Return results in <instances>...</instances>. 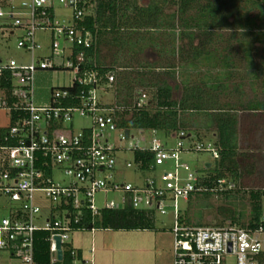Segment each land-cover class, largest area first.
<instances>
[{
  "label": "built area",
  "instance_id": "obj_1",
  "mask_svg": "<svg viewBox=\"0 0 264 264\" xmlns=\"http://www.w3.org/2000/svg\"><path fill=\"white\" fill-rule=\"evenodd\" d=\"M56 3L72 8L73 15L58 18ZM92 7L93 0H0V111L9 115L8 123L0 126V211H5L0 213V264L5 258L6 264H15L13 260L19 264H94L66 243L69 232L85 231L78 225L87 214L95 218L103 208L127 206L153 210L155 215L172 209L173 264H226L229 256L236 264H259L255 256L264 251L262 229L231 223L195 226L182 220L180 200L207 188L200 185L199 173L181 155L208 152L218 159L215 142L192 141L191 134L180 130L177 145L169 148L154 136L146 147L135 144L131 148L134 163L126 161L124 169L156 171L163 167L160 179L148 178L142 187L117 179L121 148L105 133L118 130L120 142L134 136L117 127L115 109L104 102L115 81L114 73L84 68L83 57H75L76 46L90 48L93 44L91 32L80 24ZM38 32L48 34V45ZM14 36L17 48L31 57L28 62L18 63L9 57L8 42ZM49 71L69 72V83L48 87V94L40 93L38 101L37 73ZM146 102L143 93L137 105ZM75 117L91 119V125L76 131ZM138 151L151 152L153 161L146 165L142 158L136 159ZM99 192L122 193V201L100 208L95 200ZM40 196L51 206L43 208ZM42 232L50 242L49 263L36 260L38 234ZM57 236L61 238L62 259L58 258Z\"/></svg>",
  "mask_w": 264,
  "mask_h": 264
},
{
  "label": "trees",
  "instance_id": "obj_2",
  "mask_svg": "<svg viewBox=\"0 0 264 264\" xmlns=\"http://www.w3.org/2000/svg\"><path fill=\"white\" fill-rule=\"evenodd\" d=\"M80 24L91 32L93 44L90 48L76 46L75 57H83L84 68L114 73L109 90L113 101L107 107L115 109L119 129L127 135L146 130L167 135L180 130L191 136L216 134L219 158L215 164L207 163L201 175L200 185L207 190L191 194L181 208L186 224L209 226L203 222V208H210V197L225 194L235 199L233 193L246 188L239 110L263 112L264 100L244 102V85L234 78L239 57L255 68L252 78L264 76V0H93L90 14ZM104 49L110 54L114 51L111 58ZM149 50L156 60L145 58ZM257 57L262 58L258 66ZM177 80L183 90L176 98L179 87L173 83ZM143 93L147 102L139 107ZM232 93L240 97L230 100ZM135 158H142L146 165L153 161L149 151H138ZM250 194L253 207L247 223L243 222L245 211H237L231 200L230 206L219 207L214 225L224 226L230 220L233 225L264 232V191L251 190ZM155 223L153 210L127 206L103 208L95 218L87 214L78 227L153 230ZM46 237L45 232L38 234L36 260L41 263L50 261ZM255 258L264 264V251Z\"/></svg>",
  "mask_w": 264,
  "mask_h": 264
},
{
  "label": "rangeland",
  "instance_id": "obj_3",
  "mask_svg": "<svg viewBox=\"0 0 264 264\" xmlns=\"http://www.w3.org/2000/svg\"><path fill=\"white\" fill-rule=\"evenodd\" d=\"M19 1V0H16ZM58 18H70L73 15V9L66 7L63 4L56 3ZM57 18V19H58ZM38 37L46 45L49 44L48 34L38 32ZM9 57L15 59L18 63H25L30 60V56L22 49L17 48L16 36L9 38ZM63 45L70 47V44L63 41ZM223 45V44H222ZM234 46L237 50L238 43L234 42ZM260 47V44H257ZM240 51V50H239ZM107 49H104V54L108 58L112 57L113 52L109 53ZM70 49H67V57H69ZM145 58L154 61L156 60V54L152 51L145 53ZM262 61L261 57H257L255 62L257 66ZM239 71L235 74V80L244 85L243 94L241 96L244 102L249 100L263 101L264 100V76L254 79L251 77L252 70L247 62L243 58L237 59ZM262 73L261 71H259ZM251 73V74H250ZM69 72H38L36 91L39 94L38 101L41 100V94H48V87L53 85L61 86L69 83ZM178 89L175 91V97H179L183 90L182 86L177 82ZM46 86V89H45ZM150 95V91L146 90ZM113 92H109V95L104 96V102L111 103L113 101ZM45 97H47L45 95ZM240 94L232 93L230 100H237ZM237 102V101H236ZM246 110V109H244ZM240 116V142L241 152L244 158V167L246 171L244 183L246 188H241V191L233 193L235 199L227 198L225 194H214L207 201L210 208H203L204 223L209 226H215L217 213L219 207L230 206L231 200L235 202V208L237 211L244 210L245 217L244 223H247L251 216V209L253 207V200L251 198V190H263L264 191V111L263 112H251L249 110H239ZM9 121V115L3 111H0V126L6 125ZM91 125V119H84L75 117L73 126L76 131H79L83 126ZM134 138L120 142V132L118 130L107 131L105 137L109 139L111 143H115L120 146V150L117 152L119 158V170L121 174L117 175L119 181L130 182L135 186L142 187L146 183L148 178L160 179L163 167H158L156 171L148 169L138 170L136 167L125 168L126 161L134 163V155L131 148L138 144L139 147H146L154 136L160 139L167 147H175L178 143V136L176 134L167 135L163 132H154L146 130L143 132L134 131ZM198 136L193 135L192 141H204L215 142L216 134L214 132H199ZM190 140L184 141L185 144ZM182 160L187 162L193 170L197 171L201 177L204 170L205 163L215 164L217 160L212 158L208 152H196L182 153ZM248 160V161H246ZM116 175V173H114ZM106 174H102L105 177ZM61 177V176H59ZM123 194L119 192H99L96 195V205L100 208L104 207L106 203H121ZM264 207V196L261 200ZM39 203L43 208L51 206L49 200H45L40 196ZM180 207H185V201L180 200ZM166 214L157 213L155 215V229L147 230H114V229H95L94 231H71L69 232V239L66 243L70 244L73 248L81 250L82 255L85 258L93 259L94 264H173L174 260V216L172 209ZM2 215L5 214L4 210H1ZM230 220L225 222V225L230 224ZM264 238V234L261 235ZM94 248L93 254L90 250ZM5 258L2 264L8 263V259ZM8 261V262H7ZM12 263L19 264L17 260H13ZM226 264H236L235 259L232 256L227 257Z\"/></svg>",
  "mask_w": 264,
  "mask_h": 264
},
{
  "label": "water",
  "instance_id": "obj_4",
  "mask_svg": "<svg viewBox=\"0 0 264 264\" xmlns=\"http://www.w3.org/2000/svg\"><path fill=\"white\" fill-rule=\"evenodd\" d=\"M209 164H211V163H209ZM55 240H56V248H57V252H58V258L62 259L63 252H62V248H61V238L59 236H57L55 238Z\"/></svg>",
  "mask_w": 264,
  "mask_h": 264
},
{
  "label": "crops",
  "instance_id": "obj_5",
  "mask_svg": "<svg viewBox=\"0 0 264 264\" xmlns=\"http://www.w3.org/2000/svg\"><path fill=\"white\" fill-rule=\"evenodd\" d=\"M94 249V248H93ZM91 250H92V248H91ZM90 250V252H91V254H93V252ZM80 252H82L81 250H80ZM87 259H89V258H87ZM91 260H93V259H91Z\"/></svg>",
  "mask_w": 264,
  "mask_h": 264
}]
</instances>
